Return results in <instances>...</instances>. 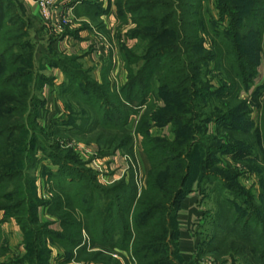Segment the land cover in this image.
Wrapping results in <instances>:
<instances>
[{"label": "trees", "instance_id": "16d2710c", "mask_svg": "<svg viewBox=\"0 0 264 264\" xmlns=\"http://www.w3.org/2000/svg\"><path fill=\"white\" fill-rule=\"evenodd\" d=\"M210 1L116 0L119 20L132 23L130 38L148 44L144 56L125 50L123 70L127 79L119 91L111 92L107 70L102 84L90 80L79 70L77 58L48 63L49 68L59 69L65 76L61 95L78 101L84 111L74 115L66 106L69 121L56 126L65 130L71 126L81 136L99 130V140L112 135L114 139L104 145L113 151L101 153L106 157L133 147L129 116L122 118L119 111L126 104L137 103L146 114L137 124L135 136L142 137L143 151L151 164L139 193L135 180L103 186L92 169L74 167L72 155L66 157L68 162L50 155L58 171L49 172L55 194L47 201L38 199L24 172L8 166V161L14 160L11 136L27 129L21 122L28 114L30 88L25 83L28 73L17 71L23 68L19 63L23 55L15 50L19 30L0 16V212L17 214L15 220L27 238L30 256L0 264H43L42 257L49 264L50 243L45 238L64 250L67 262L99 263L105 256L104 246L127 256V264H176L173 256L181 257L178 227L176 231L180 204L200 179L216 184L219 194L218 233L210 251L220 253L230 246L245 256L244 264H264V99L259 106V126L254 128L246 121L249 106L241 97L256 84L264 61V0H215L220 20L214 16ZM104 6V1L97 8L86 0L76 14L90 18L94 14L91 9H98L100 16L107 12ZM142 61L136 73L133 65ZM211 64L223 83L217 90L212 89L205 74ZM110 68L109 64L108 71ZM257 96L254 103L259 102ZM155 101L163 104L157 112ZM169 125L176 136L174 141L152 136L154 127ZM211 125L214 132H210ZM219 156H230L256 172L260 195L241 188L239 177L230 171L218 169ZM25 160L21 157L20 161ZM12 203L17 204L8 205ZM40 207L56 216L63 232L51 233L49 225L40 224ZM201 249L200 243L199 257L203 256ZM110 259L113 264H122Z\"/></svg>", "mask_w": 264, "mask_h": 264}, {"label": "rangeland", "instance_id": "374dc122", "mask_svg": "<svg viewBox=\"0 0 264 264\" xmlns=\"http://www.w3.org/2000/svg\"><path fill=\"white\" fill-rule=\"evenodd\" d=\"M84 1L86 0H83V2ZM88 1L97 8L99 2L104 1V7L107 12L99 16V14H97V11H99L98 9H91L94 14L90 18L80 17L76 14L77 20L72 29L75 31L79 29L84 31H87L88 29L90 30L92 33L90 39L91 49L97 54L100 61L111 62V64H113L114 70L112 73H116V66L119 64H121V68L119 67V69L123 70V55L126 49H130L133 54L139 56L147 54L148 44L132 40L129 36L130 31L133 30L131 21L125 19L123 22L119 20L116 0ZM215 4V0L210 1V7L212 8L214 16L217 20H220ZM0 5V16H5L6 23L11 25L10 27L12 29H15L16 31L19 30L17 34H15L16 37H20V41L18 40V42H16L15 50H18V53L20 52V55H23V59L19 62L20 65H23V68H19L17 71L20 73H28L29 76L25 83H27L28 88H30V96H28L26 100V108L29 109L27 112L28 114L25 116V121L21 122L27 126V129L11 136L10 138V141L12 142L10 155L11 159L14 160L8 161L9 168L12 171L24 172L26 175L25 177L30 180V185L32 184L31 186H34L38 199L42 201L50 200L55 194L53 192L54 189H52L50 180L51 175H49V172L52 171L57 173L58 166L54 165V160L50 155H57L59 159L62 158V160L65 161H67V156L72 155V162L75 163L74 167H79L78 169L83 171L87 168L92 169L98 178V182L103 186L109 187L122 180L129 184L132 180H135L140 193L146 184L147 174L150 170L151 163H149V160L143 151L142 137L137 138L135 136V128L141 121L143 115L146 114V109L143 108L140 110L137 103H134L132 105L126 104L119 111V116L122 118L129 116L128 128L130 131L129 134L134 138V143L132 144L133 147H131V149L129 147L127 149L117 150L115 153L106 157L101 156V153L104 151L108 153L113 151L112 148H110L111 146L104 145V143H108V141L114 139L112 135L106 136L105 140H99L101 134L99 130L81 136L76 134V130L70 129L73 128L71 126H68L70 127L68 130L62 129L61 126H56V123H65L69 121L68 113L70 112L66 109L67 107L74 112V115L79 113L84 114L83 108L78 101H73L70 97L67 99L65 95H61L62 85L55 91V80L50 78V72L47 69L48 63H50L51 60L62 62L69 61L68 59L74 57H66L64 55H61L60 57V55L55 54L53 50L46 51L44 47L42 48L41 46H38V43H40L38 42V39L45 42L46 40L50 41L53 37L58 38L59 36L51 34L41 18L35 19L30 16L27 8H25L24 0H2ZM6 11H9V13H6ZM207 47H210V43H207ZM76 63L81 72L86 74V76H89L88 78H90V80L96 82L94 80L96 79L94 78L95 73L91 68L83 64L81 61ZM142 66L143 61L139 64L133 65V70L137 73ZM123 73H125L124 70ZM219 73L220 72L216 70L214 64H211V66H208L205 69V74L207 75L206 78L210 82L212 89L217 90L223 85ZM107 78L106 82L110 83V87L112 88H110L111 92L114 90L119 91L123 83L122 80L118 78V74ZM255 83L256 84H254L249 91L243 92L241 96L243 101H246L249 106L246 121L252 123L254 128L259 126L261 120V110L259 106H262L261 104L264 99V61L259 69V75ZM22 93L23 91L20 90V95ZM257 94L260 96L259 102L254 103L258 98ZM2 97L6 99L5 96ZM52 97L58 99L59 104L61 105H59V109L64 114V117L61 119L62 121L52 122L46 125L43 122L45 119L43 120L42 117H46L47 114L52 113V109L49 110V106L52 105ZM112 100L115 99L113 98L111 101ZM162 105L161 102L155 101V111L157 112L159 110L158 108ZM79 127L81 126L79 125ZM153 129L158 131L156 136L152 135L153 137H165L170 141H174L176 138L175 133L172 132V126L170 125L162 130L157 127H154ZM81 130L83 129L81 128ZM214 130L215 126L211 125L210 132H214ZM21 157L26 160L23 162L20 161ZM218 159V169L224 168L225 170L230 171V175L239 177L238 183H240L241 188L248 191L253 190L257 197L260 195V178L256 172H252L245 167L246 165L243 163L240 164V162H235L230 156H219ZM212 172L216 173L215 169L212 170ZM206 182V180L200 179L197 185L195 184L194 186V190H197L199 194L201 190L202 195L200 194V196L205 208V217L198 229L199 243L202 244L201 251L203 252V256L199 257L198 251H196L194 253L193 262L185 261L182 257H176L175 255L173 256V261L176 264H202L204 259L212 258L217 264H244L246 262L245 256L239 254V252L233 250L230 246L221 250L220 253L210 251L211 249H209L210 247L213 248V246H215V244L212 245L211 242L215 235H217L216 233H218L215 224L218 223L217 203L219 200V194L215 187L216 184H213L210 181ZM198 187L201 189L198 190ZM9 191H12V189H9ZM34 194L35 192L33 195ZM16 204L17 203H12L8 205L11 206ZM47 211L46 207H40L38 214L40 224L49 225L48 231L51 233L63 232L58 220L54 218L56 216H50ZM16 215L17 214L13 211L5 212L4 210L0 212V225H2V242L0 245V248H2V254H0V262L2 263L21 261L26 259V257H30L28 256L29 254H27L29 247L25 244L27 238L24 236L23 230L15 220ZM177 224L178 223H176V225ZM177 227L178 226H176V231ZM174 238V241H176L177 235ZM28 239L30 240V238ZM45 240L50 243L48 244L51 251L49 264H83L77 261L67 262L65 260L66 255L64 250L57 244L53 243L52 240L48 238H45ZM174 241L170 242L171 251L175 250ZM102 252L105 253L104 258H99V263L91 264L115 263H112L111 261L109 262V257L115 261H120L122 264L128 263L127 256L118 254L110 248H104L103 246ZM33 255L35 256L36 253ZM42 261L43 264H45L46 260L44 257H42ZM23 264L30 263L25 262Z\"/></svg>", "mask_w": 264, "mask_h": 264}, {"label": "crops", "instance_id": "0c3cea01", "mask_svg": "<svg viewBox=\"0 0 264 264\" xmlns=\"http://www.w3.org/2000/svg\"><path fill=\"white\" fill-rule=\"evenodd\" d=\"M25 8H27L28 13L35 19H39V8L32 0H24ZM84 17V16H83ZM75 33V34H72ZM92 33L88 29L87 31L79 29L75 31L71 29L68 31L65 39H58L53 37L50 41H41L38 39V46L44 47L46 51L53 50L55 54L64 55L66 57H74L80 59L83 64L87 65L94 71V79L98 84L103 82V74L106 72L107 77H113L115 74H118V78L122 80L124 84L126 81V73H123V70L119 69L121 64L116 66V73H112L114 70L113 64L111 62H103L100 61L97 54L91 49L90 39ZM46 38V37H45ZM65 42V43H64ZM99 60H98V59ZM108 64L111 65L110 70L108 71ZM121 68V67H120ZM50 72V78L55 80V91L59 88L65 81V76L59 69L48 68ZM113 75V76H111ZM117 76V75H116ZM54 91V90H53ZM59 101L52 97V105L49 106V110L52 109L51 114H47L46 117L43 116V120L45 119L44 124L59 122L62 121L64 114L59 109ZM61 106V105H60ZM58 109H57V108ZM62 108V107H61ZM162 130V129H160ZM155 132V133H154ZM158 131H152V135L156 136ZM159 136V135H157ZM205 217V208L202 204V198L197 190H194L185 199L182 200L177 216L178 229H179V240H178V248L180 256L189 262H193L194 253L198 251L199 247V236L198 229L202 224V221Z\"/></svg>", "mask_w": 264, "mask_h": 264}, {"label": "built area", "instance_id": "2783aa9c", "mask_svg": "<svg viewBox=\"0 0 264 264\" xmlns=\"http://www.w3.org/2000/svg\"><path fill=\"white\" fill-rule=\"evenodd\" d=\"M32 1L40 9L39 16L46 28L51 34L59 36V39H65V35H67V32L70 29L74 28L75 22L77 20L76 9L83 3V0ZM202 262V264H217L216 261L212 258H206Z\"/></svg>", "mask_w": 264, "mask_h": 264}]
</instances>
